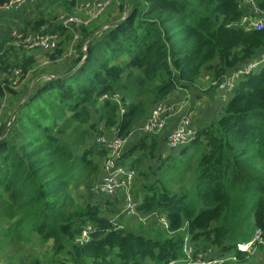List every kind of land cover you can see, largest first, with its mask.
<instances>
[{"label":"trees","instance_id":"obj_1","mask_svg":"<svg viewBox=\"0 0 264 264\" xmlns=\"http://www.w3.org/2000/svg\"><path fill=\"white\" fill-rule=\"evenodd\" d=\"M83 1L63 0L62 13L81 17ZM127 1L128 16L96 34L85 51L95 31L122 19L124 0L117 21L72 28L79 39L68 55L72 30L57 16L38 15L12 29L22 39L42 33L60 37L55 49L45 52L46 64L55 65L52 73H36L35 57L15 48L18 38L11 32L0 38V78L12 69L30 72V80L73 71L64 79L38 82L0 140V256L5 247L14 245L17 253L23 244L32 254L21 264H168L186 259L188 241L193 255L245 264L250 256L236 245L257 230L264 239V65L237 81L217 117L197 128L192 141L170 149L178 154L161 157L167 133L142 134L125 148L122 162L134 155L131 168L144 179L149 178L139 173L144 163L160 160L159 175L141 185V197L133 195L148 225L116 228L102 216L90 187L101 178L106 156L96 136L116 131L127 140L169 97L215 94L211 83L264 55V27L240 26L246 13L241 0ZM7 2L0 0V6ZM256 4L264 12V0ZM5 13L15 12L0 16ZM205 72L209 86L201 94ZM10 97L17 99V93ZM12 107L9 101L7 108ZM8 122L3 120L0 137ZM87 183L88 198L79 202L77 189ZM87 227L89 240L79 243ZM44 246V254H37ZM258 249L264 264V246Z\"/></svg>","mask_w":264,"mask_h":264},{"label":"built area","instance_id":"obj_2","mask_svg":"<svg viewBox=\"0 0 264 264\" xmlns=\"http://www.w3.org/2000/svg\"><path fill=\"white\" fill-rule=\"evenodd\" d=\"M27 0H8L6 4L0 6L1 11H18ZM114 0H87L82 2L78 6V10L83 13L84 17L78 16H70L65 17L61 16L59 18L60 22L66 28L72 30V28H78L81 25H86L89 22H94L98 20V18L105 12L106 8L112 4ZM241 7L246 11L244 14V18L241 19V27L245 29H261L264 23V18L261 19L259 16L260 11L257 8L256 0H241ZM18 32L13 30L10 33L11 37H18L15 45L21 47L23 50L31 48L32 46H38L39 49L47 51H53L55 47L59 43L60 37L54 33H42L34 36H26L24 39L19 38L17 36ZM72 43L69 44V49L66 52V55L72 52V47L74 46V42L78 41L79 35L78 32L72 30ZM46 64V62L44 63ZM259 63L254 61H250L249 63L243 65L238 70L232 72L231 76H224L220 82L211 83V85L215 88H225V87H233L235 86V82L238 81L243 75L251 73L258 69ZM31 76V73L28 72L23 74L20 69H12L7 75H4L0 79V129L3 126V112L6 111V106L8 103L9 96H11V92H17L16 90H20L26 80ZM164 102L157 104L153 110L151 111L148 119L145 123L139 128L142 134H158L159 131L164 127V117L167 113L168 108L163 105ZM108 136H112L113 139L108 142ZM195 137V130L191 128L190 118L188 114H185L179 122L176 124L174 130H172L166 137V144L170 149H175L177 147H182L192 141ZM123 139L117 137V132L112 131L110 135L102 136L97 139V143L103 145L106 149V156L103 161H105L103 167H101V178L99 179L97 184H95L92 188H94L95 192H105L109 194H113L121 188H125L130 193L131 186L135 179V172L131 168L130 165H126L122 162L123 154L121 152V146ZM108 153V155H107ZM124 161L125 158H124ZM128 211H133L136 208L135 205L129 197H127ZM158 222L166 226V220L164 217H159ZM92 231L90 227H87L82 231L80 238L77 240L79 243H86L89 240V233ZM184 246V253L186 255L185 260H178L175 262H170L168 264H223L226 261H233V257H220L213 259H203L200 254H195L194 248L191 244H188L186 241ZM261 244L264 246V239L262 238V234L260 230H257L255 235L252 237L250 241L238 243L236 245V250L242 253L251 254L254 250L253 247Z\"/></svg>","mask_w":264,"mask_h":264},{"label":"rangeland","instance_id":"obj_3","mask_svg":"<svg viewBox=\"0 0 264 264\" xmlns=\"http://www.w3.org/2000/svg\"><path fill=\"white\" fill-rule=\"evenodd\" d=\"M63 0H40V3L42 4V2H45L46 4L44 5V13L46 14H50L51 17L52 16H56L57 12H58V8L60 7V4ZM121 1V0H120ZM119 0H117L116 4H114L115 0L112 2V4H110L105 12L98 18V20H96L97 23L99 24H103V20L106 18V16L108 15V13H110L111 15H113L114 13H117V18L120 17V12L118 11V5L120 3ZM32 14L31 17L29 19H24L23 13H21V15L19 16V19H17L18 25L17 28H19V25H21V23H25L26 21L32 19V17L36 18L37 15H42L43 13L37 14L35 13L37 11V8L34 7H30ZM260 11V10H259ZM17 12V11H16ZM124 12V11H123ZM20 13V10H18L17 14ZM37 14V15H36ZM264 12L260 11L259 16L261 17V19H263L264 17ZM123 17V14L121 16V18ZM242 18H244V15L242 16ZM241 18V19H242ZM241 23V21H240ZM240 26H242L240 24ZM264 27V23L263 26ZM16 27H11L9 26V21L6 23H1L0 22V38L3 37L4 35H8L12 29H17ZM40 47L38 46H32L31 48L24 49V52L26 54H32L35 59H36V66L34 67V71L36 73H39L38 71L41 72H45L46 70L48 71L49 69L51 70H55V65L53 64H44L45 62H47V57L45 54V50H41L39 49ZM69 49V48H68ZM68 51V50H67ZM256 62H258L260 65L258 67V69H256L255 72H258L259 70L262 69L263 65H264V55H262L259 58L255 59ZM252 62V61H251ZM64 62H59V65H63ZM232 72L229 73L226 76H231ZM32 76V75H31ZM30 76V77H31ZM30 77L26 80L24 86L20 89V90H16L17 92V99L14 98L13 100V107L7 111L3 112V117H12V113L14 111V108L16 109V107H14L17 103V101L19 100L20 96L23 92L29 89V87L31 86L33 80H30ZM39 77V76H38ZM203 87L200 88V92L201 94H204L206 89L208 88V73H203ZM36 79V78H34ZM241 78H239L238 80H240ZM41 80H48L47 76H43L42 79L38 80L36 82V84L38 82H40ZM237 82H235L236 85ZM35 84V85H36ZM235 86L233 87H225V88H218L215 91V94H213L212 96H207V95H200L199 98H187L184 97L183 95L185 94L184 92H181L180 94H175L171 97H169L167 99V101H165L163 103V105H165L168 110L167 113L165 114V117L163 119L164 121V127L162 128L161 131H159L158 133L160 134H165L167 133V135L174 130V128L176 127V124L179 122V120L185 115L188 114L189 118H190V124H191V128H193L195 130L196 127H201L203 124H207L211 121V119H214V117H217L220 108L231 98L232 96V90L234 89ZM36 88L33 89L32 93L34 92ZM31 93V94H32ZM153 110V109H152ZM10 120V119H9ZM140 127H136L132 133L130 134L129 138L127 140H122V146H121V152L122 154H124V150L125 148L128 147L129 144L133 143L139 136H142V132L139 130ZM9 131V130H8ZM8 133V132H7ZM100 136H96L95 137V141L97 143V139ZM113 139L112 136H108L107 141L110 142ZM88 144V141H87ZM99 144V143H97ZM101 145V144H100ZM170 150V148L168 147V145L163 142H161L160 147H159V153L161 154L162 158H165L167 155L169 154H173L175 153L178 154L179 150H170L168 152H164L163 150ZM108 155V153H107ZM135 159V156H131L129 159H126V161H123L124 167H126V165H130L132 163V160ZM105 161H101V167H103ZM160 163V160H153V161H147L146 163H144V165L139 169V173L140 172H144L149 174V178L144 179L142 176L137 174V171L134 170L135 172V179L133 181V184L131 186V190L130 193L128 192L127 189L125 188H121L120 190L116 191L113 194H109V193H105V192H95L94 188H92V186L90 187V192L93 194V198H98L99 202L96 201L95 203H98L100 209H101V214L102 216L107 217L108 219L111 220L112 224L120 229L122 228V230H126V229H138L139 227V222H141L142 224H146L148 225L150 223V221L148 220V218H144L143 216H141L140 213L137 212L136 208H134L133 211H128L127 209V205H128V201H127V197H129V199L135 203L136 205V201L138 198H136L137 196L141 197V193L140 192V188L141 185L143 184H150L151 182L154 181L155 177L159 175V170H157V166ZM167 171H164V174ZM100 182V180H99ZM88 183L85 185L80 186L77 189V193L78 196L80 197L79 202H84V198H88V194L86 192V187H87ZM139 194V195H138ZM95 195V196H94ZM135 199H134V196ZM101 196V197H98ZM145 230V229H144ZM36 246V244H35ZM28 247L26 245H21L19 248V251L17 253H15L14 250V245L8 246L4 248V252L2 253V255L0 256V264H21L23 262V256L26 255H31L32 252L28 251ZM46 246L42 247L41 250L37 253V254H44L45 250H46ZM254 253L252 256L248 257L249 260L247 263L245 264H259L257 261V257L260 255V251L258 249V246L253 247ZM52 264V263H51ZM177 264H181V263H177Z\"/></svg>","mask_w":264,"mask_h":264},{"label":"crops","instance_id":"obj_4","mask_svg":"<svg viewBox=\"0 0 264 264\" xmlns=\"http://www.w3.org/2000/svg\"><path fill=\"white\" fill-rule=\"evenodd\" d=\"M44 1H47V0H44ZM84 1H87V0H84ZM83 1V2H84ZM120 1V0H119ZM130 1V3H133V2H138L139 0H129ZM116 2H117V0H115V2H114V4H116ZM77 3L78 2H76V6H77ZM82 3V2H81ZM46 3L45 2H42V4L40 3V0H27L26 2H25V4L19 9L20 10V13H18L17 14V12H15V13H5V14H2L1 16H0V22L3 24V23H6V22H8L9 21V26H11V27H16L17 28V25H18V22H17V19H19V16L21 15V13H23V16H24V19L26 18V19H29L30 17H31V14H32V11H31V8L30 7H32V8H34V7H36L37 8V11L35 12V13H37V14H39L40 12L41 13H43V16L45 17V18H51V15L50 14H46V13H44V10H45V8H44V5H45ZM125 4V3H124ZM128 5H129V3H128ZM125 6V5H124ZM40 11V12H39ZM128 12H129V7H128ZM79 13H81V17H84V15H83V13L82 12H80L79 11ZM36 14V15H37ZM117 13H114L113 12V15H111L110 13H108V15L106 16V18L103 20V22L105 23L106 21H108V22H113V21H117L118 20V18H117ZM38 16V15H37ZM36 16V17H37ZM56 16L57 17H61V16H66V14H64V13H62V8H61V6L58 8V12H57V14H56ZM123 16H124V12H123ZM35 18V17H34ZM32 19H33V17H32ZM21 24H23V23H21ZM13 30H11V32H12ZM16 31V30H15ZM14 45H15V43H14ZM15 48L16 49H20L22 52H24V50L21 48V47H18V46H16L15 45ZM53 72V70H51V69H49L48 71L46 70L44 73L45 74H48V73H52ZM42 74V75H40V76H43V75H45V74ZM37 78V77H36ZM1 79V78H0ZM210 95H212V94H208L207 96H210ZM13 100L14 99H11V97L9 96V99H8V102L9 101H11V102H13ZM14 104V103H13ZM7 106H8V103H7ZM7 106H6V111L7 110H9V108H7ZM12 106V105H11ZM10 106V107H11ZM14 110H15V108H14ZM11 117L10 116H8V117H4V119L5 120H8V119H10ZM204 125V124H203ZM197 128H200V127H196L195 128V130L197 129ZM260 256V255H259ZM257 257V259H258V263H259V259H260V257Z\"/></svg>","mask_w":264,"mask_h":264},{"label":"water","instance_id":"obj_5","mask_svg":"<svg viewBox=\"0 0 264 264\" xmlns=\"http://www.w3.org/2000/svg\"><path fill=\"white\" fill-rule=\"evenodd\" d=\"M124 1H125V4H124L125 6H124V16H123V18H122L121 20H119L118 22H115V23H113V24H109V25H107V26H103L102 28H100V29H98L97 31H95V32H94V33H93V34H92V35L86 40V42H85V44H84V51L86 50V48L88 47L90 41L92 40V38H93L96 34H98V33L102 32V31L108 29L109 27H113V26L118 25L119 23H121V22H122V21L128 16V1H127V0H124ZM85 58H86V54H85L84 58L82 59V62L85 60ZM72 72H73V71H72ZM72 72H71V73H72ZM71 73H70V74H71ZM70 74H67V75L62 76V77H61V76H57V75H43V76H47L48 80H51V79H53V78H55V79H58V78H60V79H64V78L68 77ZM43 76H39V77H37L36 79L33 80L32 84H31V86L29 87V89L27 90V92H26V94H25V96H24L22 102H21V103L16 107V109L13 111V113H12V117L10 118L8 124L6 125V127H5V129H4V131H3V133L1 134L0 140L6 136V134H7L8 130L10 129L11 124H12V122H13V120H14V117H15L17 111L19 110L21 104L24 103V102L28 99V97H29L30 94L32 93L33 89L35 88V84H36V82H37L38 80L42 79Z\"/></svg>","mask_w":264,"mask_h":264},{"label":"clouds","instance_id":"obj_6","mask_svg":"<svg viewBox=\"0 0 264 264\" xmlns=\"http://www.w3.org/2000/svg\"><path fill=\"white\" fill-rule=\"evenodd\" d=\"M123 18V17H122ZM250 241V240H249ZM258 246V245H257ZM255 250V249H254ZM254 250L252 251V253L251 254H248V253H246L247 255H249V256H252L253 255V253H254ZM239 252V251H238Z\"/></svg>","mask_w":264,"mask_h":264},{"label":"bare ground","instance_id":"obj_7","mask_svg":"<svg viewBox=\"0 0 264 264\" xmlns=\"http://www.w3.org/2000/svg\"><path fill=\"white\" fill-rule=\"evenodd\" d=\"M244 14V13H243ZM75 16H77V15H75ZM262 16H263V14H262ZM69 17V16H68ZM264 17V16H263ZM263 26V25H262ZM26 35V34H25ZM21 36V35H20ZM25 37V36H24ZM18 38V37H17ZM6 74H8V73H6ZM12 116V115H11ZM99 136V135H98ZM99 138V137H98Z\"/></svg>","mask_w":264,"mask_h":264}]
</instances>
